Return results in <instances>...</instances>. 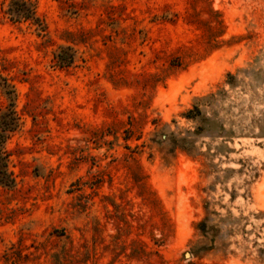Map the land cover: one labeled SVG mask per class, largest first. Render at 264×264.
<instances>
[{
	"label": "rangeland",
	"instance_id": "obj_1",
	"mask_svg": "<svg viewBox=\"0 0 264 264\" xmlns=\"http://www.w3.org/2000/svg\"><path fill=\"white\" fill-rule=\"evenodd\" d=\"M32 1L40 33L0 0V264H264V0Z\"/></svg>",
	"mask_w": 264,
	"mask_h": 264
},
{
	"label": "trees",
	"instance_id": "obj_2",
	"mask_svg": "<svg viewBox=\"0 0 264 264\" xmlns=\"http://www.w3.org/2000/svg\"><path fill=\"white\" fill-rule=\"evenodd\" d=\"M3 13L6 17L14 22L21 23L28 21L35 26L38 33L45 30L43 20L37 15L35 2L32 0H2ZM54 66L59 68H68L74 62V51L71 47H59V50L54 53ZM0 88L5 95L10 99L7 112L2 113L3 119L0 122V184L10 186L13 183L11 174L6 169L5 155L2 144L8 137V133L11 132L14 127L17 126L18 117L13 108V98L15 96V90L13 85L9 81L0 75ZM198 111L197 108L194 109ZM192 111L188 112L191 115ZM7 118V119H5Z\"/></svg>",
	"mask_w": 264,
	"mask_h": 264
}]
</instances>
